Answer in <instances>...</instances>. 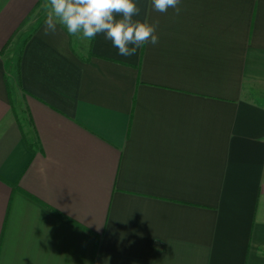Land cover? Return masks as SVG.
<instances>
[{
    "label": "crops",
    "instance_id": "obj_1",
    "mask_svg": "<svg viewBox=\"0 0 264 264\" xmlns=\"http://www.w3.org/2000/svg\"><path fill=\"white\" fill-rule=\"evenodd\" d=\"M0 0V264H264V0H181L119 55Z\"/></svg>",
    "mask_w": 264,
    "mask_h": 264
},
{
    "label": "clouds",
    "instance_id": "obj_2",
    "mask_svg": "<svg viewBox=\"0 0 264 264\" xmlns=\"http://www.w3.org/2000/svg\"><path fill=\"white\" fill-rule=\"evenodd\" d=\"M153 9L181 12V0H151ZM45 35L55 34L58 26L70 37L92 41L104 35L119 55L134 56L137 49L159 43V21L134 19L140 13L136 0H46Z\"/></svg>",
    "mask_w": 264,
    "mask_h": 264
}]
</instances>
